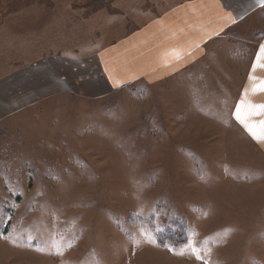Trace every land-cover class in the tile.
Returning <instances> with one entry per match:
<instances>
[{
	"label": "rangeland",
	"instance_id": "1",
	"mask_svg": "<svg viewBox=\"0 0 264 264\" xmlns=\"http://www.w3.org/2000/svg\"><path fill=\"white\" fill-rule=\"evenodd\" d=\"M178 1L0 0V264H264V157L235 111L264 7L130 79L136 31ZM128 38L101 94L85 76Z\"/></svg>",
	"mask_w": 264,
	"mask_h": 264
},
{
	"label": "crops",
	"instance_id": "2",
	"mask_svg": "<svg viewBox=\"0 0 264 264\" xmlns=\"http://www.w3.org/2000/svg\"><path fill=\"white\" fill-rule=\"evenodd\" d=\"M263 7L264 0H180L169 5L164 12L149 19L140 27V30L136 31V34L142 38L140 49L137 52L139 55L136 56V59L140 58V63L132 66L127 60L126 76L130 79L141 76L157 78L176 73L198 59L203 46L212 40H217L219 36L222 37L231 26L239 25ZM132 39L109 43L98 55L97 71L85 76L93 79L94 84L99 85L101 94H104L108 87L115 86L119 79L121 82L126 81L117 74L120 66L117 57L122 52L120 46L128 45ZM49 58H45L44 65L41 60L40 64L34 65L35 68L51 69L53 65L49 63L53 62V57ZM54 59H57L54 61L59 60L61 64H68L70 61L78 63V60L74 58ZM73 67V71L76 72L84 66L75 63ZM50 75L67 79L57 74L51 73ZM259 105H264V28L255 43L235 104L239 125L244 132L252 136L255 147L264 157V134H262L259 123L264 121V110L254 107ZM248 114L253 117L252 122Z\"/></svg>",
	"mask_w": 264,
	"mask_h": 264
},
{
	"label": "snow or ice",
	"instance_id": "3",
	"mask_svg": "<svg viewBox=\"0 0 264 264\" xmlns=\"http://www.w3.org/2000/svg\"><path fill=\"white\" fill-rule=\"evenodd\" d=\"M254 107H259L261 108L262 110H264V105H259V106H254ZM260 123V126H261V129H262V134H264V121H261L259 122ZM251 130V129H250Z\"/></svg>",
	"mask_w": 264,
	"mask_h": 264
}]
</instances>
